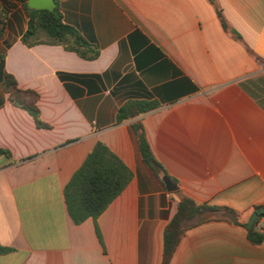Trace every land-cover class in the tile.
<instances>
[{
  "label": "crops",
  "instance_id": "0c3cea01",
  "mask_svg": "<svg viewBox=\"0 0 264 264\" xmlns=\"http://www.w3.org/2000/svg\"><path fill=\"white\" fill-rule=\"evenodd\" d=\"M54 2L96 58L25 46L23 0H0V264H160L176 192L236 220L264 207V0ZM4 74L38 94L48 129L10 102ZM129 101L157 107L118 121ZM136 122L158 175L140 159ZM97 143L131 179L95 221L76 225L63 190ZM198 220L170 264H264V229L255 246L235 222Z\"/></svg>",
  "mask_w": 264,
  "mask_h": 264
},
{
  "label": "trees",
  "instance_id": "16d2710c",
  "mask_svg": "<svg viewBox=\"0 0 264 264\" xmlns=\"http://www.w3.org/2000/svg\"><path fill=\"white\" fill-rule=\"evenodd\" d=\"M26 3L27 0H23L28 22L27 29L21 37L22 44L27 47L40 44L61 45L64 49L76 53L83 59L92 60L96 58V49L88 45L73 29L62 22L57 6L53 11L31 10L26 7ZM215 12L222 28L229 31L222 11L215 7ZM4 26L5 15L0 9V37L3 35ZM230 33L239 38L232 31ZM2 85L10 102L14 106L23 108L33 118L38 128H49L39 117L38 94L36 92L20 89L10 74H4ZM156 107V103L129 101L118 110L117 120L133 118ZM131 131L136 139L141 161L156 175L163 172L162 167L155 161L150 151L142 125L139 122L134 123L131 126ZM0 154L7 153L0 151ZM130 179L131 173L127 167L106 146L97 143L63 190L66 209L73 223L77 225L89 218L95 221L124 190ZM176 193L178 194L176 212L163 230L160 264H170L182 234L189 227L198 224V219L202 214L211 210H220L206 204L196 203L189 197ZM263 208L261 206L253 207L246 213L247 215L237 216L235 221L236 225L244 228L247 240L255 246H259L263 241L264 213L259 212ZM222 210L235 214L229 209ZM253 212L258 213L257 217L253 226L247 228V220ZM8 251V248L0 246V254Z\"/></svg>",
  "mask_w": 264,
  "mask_h": 264
},
{
  "label": "water",
  "instance_id": "95a60500",
  "mask_svg": "<svg viewBox=\"0 0 264 264\" xmlns=\"http://www.w3.org/2000/svg\"><path fill=\"white\" fill-rule=\"evenodd\" d=\"M26 7L31 10H47L53 11L56 7L54 0H27ZM162 182L165 186L167 192L172 193L177 190V186L168 178L162 177ZM260 213H264V208L259 211ZM257 212H253L249 219L247 220L246 227L251 228L254 224V221L257 217ZM201 220H208V219H224L230 222L236 221V216L225 210H211L207 211L200 216Z\"/></svg>",
  "mask_w": 264,
  "mask_h": 264
}]
</instances>
